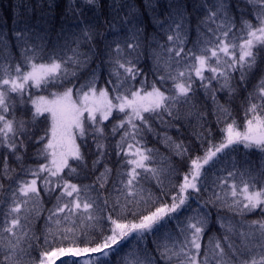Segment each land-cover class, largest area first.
Listing matches in <instances>:
<instances>
[{
	"label": "snow or ice",
	"instance_id": "6c2138e0",
	"mask_svg": "<svg viewBox=\"0 0 264 264\" xmlns=\"http://www.w3.org/2000/svg\"><path fill=\"white\" fill-rule=\"evenodd\" d=\"M57 7L0 33V264H264V0Z\"/></svg>",
	"mask_w": 264,
	"mask_h": 264
},
{
	"label": "trees",
	"instance_id": "16d2710c",
	"mask_svg": "<svg viewBox=\"0 0 264 264\" xmlns=\"http://www.w3.org/2000/svg\"><path fill=\"white\" fill-rule=\"evenodd\" d=\"M67 0H56V3L58 5L56 9V15H57V20H56V29L58 30L60 20L59 17L64 11V7L66 4ZM127 3L135 5L138 13L140 14V19L142 20L146 30L147 34H152L155 29L152 23V10L151 8L146 7L148 0H126ZM210 3L211 0H208ZM44 3H47V0H0V33H3L4 35L8 36L10 39L14 40V37L12 36V33L23 27V22L26 17H31V22H35V19L39 16L40 14V7L44 5ZM153 4H159L161 7H163L165 0H152ZM39 6V7H38ZM33 8H35V12H33ZM27 9V11H25ZM189 11L191 12L192 9L191 7L189 8ZM199 13L198 12H193L192 14V40H195L196 38V24L198 22L197 17ZM52 39H56L55 31L52 34ZM191 46V45H189ZM18 51V50H17ZM150 63V62H147ZM147 70V69H146ZM234 115L237 116L238 120H242V112L239 107V101H237L235 109H234ZM161 132H163V129H159ZM168 134L172 135L174 138L176 136L175 130L170 129L168 130ZM150 145L149 146H154L160 149L161 155H167V149L164 147L162 143H157V140L154 136L149 137ZM238 158L240 160L244 159H249L251 160L254 164H259L260 163V155L259 153H251L248 156H245L243 151H241L238 154ZM177 167L183 168L184 165L178 164ZM154 191H158L154 189ZM50 207V205H49ZM256 216L252 215L247 217L248 220L255 219ZM237 220L240 218L237 217ZM218 231L217 226H213V234ZM134 247V245H133ZM148 247L151 248L152 244L149 243ZM127 249H125L123 252H121L120 256H116L112 260V264H120L122 257L126 253Z\"/></svg>",
	"mask_w": 264,
	"mask_h": 264
}]
</instances>
